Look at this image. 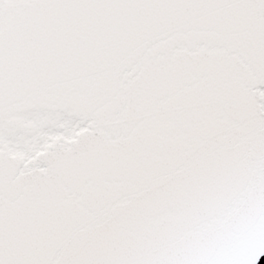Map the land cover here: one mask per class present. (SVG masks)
Instances as JSON below:
<instances>
[{
	"label": "snow or ice",
	"instance_id": "1",
	"mask_svg": "<svg viewBox=\"0 0 264 264\" xmlns=\"http://www.w3.org/2000/svg\"><path fill=\"white\" fill-rule=\"evenodd\" d=\"M0 264H264V0H0Z\"/></svg>",
	"mask_w": 264,
	"mask_h": 264
}]
</instances>
